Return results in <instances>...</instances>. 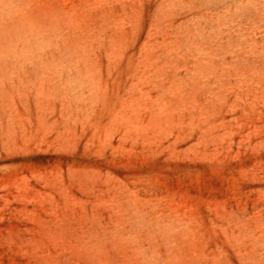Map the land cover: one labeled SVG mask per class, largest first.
I'll use <instances>...</instances> for the list:
<instances>
[{
    "label": "rangeland",
    "instance_id": "obj_1",
    "mask_svg": "<svg viewBox=\"0 0 264 264\" xmlns=\"http://www.w3.org/2000/svg\"><path fill=\"white\" fill-rule=\"evenodd\" d=\"M0 264H264V0H0Z\"/></svg>",
    "mask_w": 264,
    "mask_h": 264
}]
</instances>
